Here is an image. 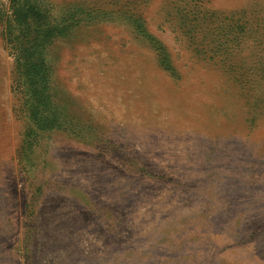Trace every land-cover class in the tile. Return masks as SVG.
<instances>
[{"label": "rangeland", "instance_id": "1", "mask_svg": "<svg viewBox=\"0 0 264 264\" xmlns=\"http://www.w3.org/2000/svg\"><path fill=\"white\" fill-rule=\"evenodd\" d=\"M0 264H264V0H0Z\"/></svg>", "mask_w": 264, "mask_h": 264}]
</instances>
